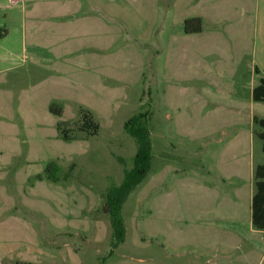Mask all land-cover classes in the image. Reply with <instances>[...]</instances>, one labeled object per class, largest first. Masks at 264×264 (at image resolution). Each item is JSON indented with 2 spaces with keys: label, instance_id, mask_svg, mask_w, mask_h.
I'll return each instance as SVG.
<instances>
[{
  "label": "rangeland",
  "instance_id": "obj_1",
  "mask_svg": "<svg viewBox=\"0 0 264 264\" xmlns=\"http://www.w3.org/2000/svg\"><path fill=\"white\" fill-rule=\"evenodd\" d=\"M260 78L264 0H0V264H264ZM138 114L152 161L108 257Z\"/></svg>",
  "mask_w": 264,
  "mask_h": 264
},
{
  "label": "trees",
  "instance_id": "obj_2",
  "mask_svg": "<svg viewBox=\"0 0 264 264\" xmlns=\"http://www.w3.org/2000/svg\"><path fill=\"white\" fill-rule=\"evenodd\" d=\"M190 22H186L188 25ZM253 102L264 104V78L251 91ZM258 128L256 137L261 142V151L264 154V119H254ZM124 132L133 138L137 145L132 167L125 171L123 182L115 188H109L103 197L102 212L107 215L111 228L109 257L125 240V226L122 216V207L129 195L139 186L147 175L152 161V146L146 116L138 114L123 126ZM60 168L54 163L46 166V178L52 183L58 182ZM67 176H65L66 178ZM255 192L251 198V225L256 230L264 231V162L254 169Z\"/></svg>",
  "mask_w": 264,
  "mask_h": 264
},
{
  "label": "crops",
  "instance_id": "obj_3",
  "mask_svg": "<svg viewBox=\"0 0 264 264\" xmlns=\"http://www.w3.org/2000/svg\"><path fill=\"white\" fill-rule=\"evenodd\" d=\"M14 2H16V1H14Z\"/></svg>",
  "mask_w": 264,
  "mask_h": 264
}]
</instances>
